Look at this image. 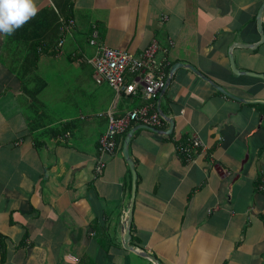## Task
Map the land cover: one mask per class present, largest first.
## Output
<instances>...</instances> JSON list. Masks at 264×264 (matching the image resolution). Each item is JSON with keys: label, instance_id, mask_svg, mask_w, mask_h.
<instances>
[{"label": "crops", "instance_id": "0c3cea01", "mask_svg": "<svg viewBox=\"0 0 264 264\" xmlns=\"http://www.w3.org/2000/svg\"><path fill=\"white\" fill-rule=\"evenodd\" d=\"M35 2L0 32V264H156L124 246L134 128L130 244L157 264H264V79L244 73H264V0ZM62 17L74 25L58 47ZM94 31L137 55L158 41L171 79L157 99L96 83L79 59ZM145 103L160 132L133 122L100 152L99 113Z\"/></svg>", "mask_w": 264, "mask_h": 264}, {"label": "built area", "instance_id": "2783aa9c", "mask_svg": "<svg viewBox=\"0 0 264 264\" xmlns=\"http://www.w3.org/2000/svg\"><path fill=\"white\" fill-rule=\"evenodd\" d=\"M167 19L168 16L165 17V20ZM60 21L62 37L58 46L62 47L65 42L64 36L70 32L74 20L62 17ZM89 42L94 47L93 55L86 58L81 56L79 59L92 65L96 83L109 84L117 97L125 94L140 95L145 99H157L161 95L167 83V60L158 57L160 46L156 39L140 55L100 43L98 31H94ZM99 114L108 119L107 130L99 139V151L103 154L114 153L118 146V138L133 122L158 127L162 121L153 103L142 104L121 116H116L111 109ZM195 143L199 144L198 141ZM178 147L182 155H191V150L183 144ZM97 165L98 170L104 168V160L99 158ZM260 188L264 189V184Z\"/></svg>", "mask_w": 264, "mask_h": 264}, {"label": "water", "instance_id": "95a60500", "mask_svg": "<svg viewBox=\"0 0 264 264\" xmlns=\"http://www.w3.org/2000/svg\"><path fill=\"white\" fill-rule=\"evenodd\" d=\"M259 28H260L261 32L263 33V27H262V25L260 23H259ZM263 38H264V34H263ZM248 46L252 47V48L254 47L252 44H250ZM177 64L172 68L171 73H173L175 71L176 67L184 65L182 63H177ZM188 66L193 71H195L196 73H198L199 75H201L205 79L209 80L208 77H206L204 74H202L200 71H198L193 65H188ZM232 66H233V69H234V71L236 73L240 72L236 68L234 60H232ZM244 73L252 74V75H255V76H258V77H261V78L264 79V73H257V72H251V71H247V72H244ZM170 79L171 78L168 77L167 83H166V87L168 86ZM209 81L211 83H213L216 87H218L221 91H223V92H225L227 94H230V93L226 92L221 86H218L217 84H215L213 81H211V80H209ZM166 87L164 88V90L166 89ZM139 127H145V128H148V129H150L152 131L160 132L159 128L153 127V126H149V125H145V124H140ZM136 129L137 128H134V129L130 130V132L127 134L125 142H124V155H125L127 161L129 162V164H130V166L132 168V173H133V190H132L133 191L132 192L133 193V196H132L133 204L131 206V209H130L129 214H128V218H127L126 223H125L124 246L126 248L132 249V250H134V251H136V252H138V253H140V254H142L144 256H147V257L151 258L157 264V263H159V261L154 255H152L151 253L145 252V251L139 252V251H137V249L132 244H130V240H131V236H132L131 225H132L133 211H134L133 207H134V200H135V196H136V180H137L138 173H137V170L135 168V163H134L133 159L130 157V154H129V143H130L131 136L133 135V133L135 132Z\"/></svg>", "mask_w": 264, "mask_h": 264}, {"label": "clouds", "instance_id": "9594fccd", "mask_svg": "<svg viewBox=\"0 0 264 264\" xmlns=\"http://www.w3.org/2000/svg\"><path fill=\"white\" fill-rule=\"evenodd\" d=\"M37 11L35 0H0V32L13 33Z\"/></svg>", "mask_w": 264, "mask_h": 264}, {"label": "rangeland", "instance_id": "374dc122", "mask_svg": "<svg viewBox=\"0 0 264 264\" xmlns=\"http://www.w3.org/2000/svg\"><path fill=\"white\" fill-rule=\"evenodd\" d=\"M89 44H90V42H89ZM68 45H69V44H68ZM92 55H93V54H92ZM92 55H91V56H92Z\"/></svg>", "mask_w": 264, "mask_h": 264}, {"label": "bare ground", "instance_id": "6f19581e", "mask_svg": "<svg viewBox=\"0 0 264 264\" xmlns=\"http://www.w3.org/2000/svg\"><path fill=\"white\" fill-rule=\"evenodd\" d=\"M125 50V49H124ZM72 54V53H71ZM178 69V68H177Z\"/></svg>", "mask_w": 264, "mask_h": 264}, {"label": "trees", "instance_id": "16d2710c", "mask_svg": "<svg viewBox=\"0 0 264 264\" xmlns=\"http://www.w3.org/2000/svg\"><path fill=\"white\" fill-rule=\"evenodd\" d=\"M61 22V21H60ZM59 47V46H58Z\"/></svg>", "mask_w": 264, "mask_h": 264}]
</instances>
